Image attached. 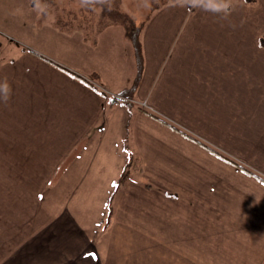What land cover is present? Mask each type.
Masks as SVG:
<instances>
[{"label": "crops", "instance_id": "1", "mask_svg": "<svg viewBox=\"0 0 264 264\" xmlns=\"http://www.w3.org/2000/svg\"><path fill=\"white\" fill-rule=\"evenodd\" d=\"M97 5L40 12L50 46L0 56V170L40 177L30 201L63 226L48 233L41 217L35 246L72 240L64 264L105 263L104 237L82 224L131 223L136 208L153 264H264V0H230L227 14L174 0L137 15L134 41ZM167 156L181 182L156 194L149 175Z\"/></svg>", "mask_w": 264, "mask_h": 264}, {"label": "rangeland", "instance_id": "2", "mask_svg": "<svg viewBox=\"0 0 264 264\" xmlns=\"http://www.w3.org/2000/svg\"><path fill=\"white\" fill-rule=\"evenodd\" d=\"M246 2H252L254 0H244ZM81 0H55V5L50 8V13L47 19H55V15L62 14L64 8H74L78 5ZM170 0H120L119 7L124 11H132L134 14H144L143 18H149L147 16L149 13L152 14L155 7H162ZM27 3V2H26ZM105 2L104 4H107ZM15 4L13 0H0V56L7 54V50L12 51L14 47L19 46L20 43L25 46H29L31 49L35 50L38 48H48L50 46L46 41L42 43L40 35V25L35 23V18L40 19V12L46 10L44 3L37 1L33 6L26 4V10L24 13H16L14 11ZM64 7V8H63ZM55 8V10H54ZM59 8V9H58ZM109 8V6H108ZM148 13V14H147ZM137 15L134 17V22L132 25L127 23L124 25V30L129 40H135V27L141 24L136 22L135 19L139 18ZM132 17V18H133ZM142 18V17H141ZM21 22L18 25L17 21ZM31 19V23L29 21ZM49 19V20H50ZM41 21V20H40ZM119 22V21H117ZM44 25V22H43ZM131 26L134 28L131 31ZM48 33H54L52 30L46 31ZM134 37V38H133ZM44 47H41L40 44ZM40 46V47H39ZM141 105L146 106L144 102ZM149 111L152 112L153 108L149 107ZM186 145V144H185ZM176 149L177 145H170ZM189 146V145H187ZM183 149L186 146H182ZM165 155H163L164 157ZM168 157V158H167ZM165 159L159 161L158 171H155V175L151 174L149 176H160L161 185L157 187H152V191H158L156 194H164L168 191V186H165L164 181L170 179L172 176L173 180L181 182L180 178L175 173L177 168L183 165L179 161L177 156H167ZM36 179L32 183V179ZM140 180L146 181L144 175L139 176ZM29 182V183H28ZM40 177H17V176H7L2 174L0 170V264H64L66 256L63 254L72 253L71 249L73 245L72 240L67 241L68 245H65L67 249L60 246L61 241L49 236V241H47V247L42 245L35 246L38 243V236L40 237L38 227L40 224V218L43 217L45 223H43L45 230L52 232V228L55 227L56 233L60 230L62 225L53 224L52 226L47 224L45 221V214L38 207H33V202L30 201L36 193H32L36 188V184L40 183ZM42 185V184H41ZM165 186V187H164ZM30 191V192H29ZM60 198V195H58ZM145 202L147 200L145 199ZM70 211L74 209L69 208ZM136 208H130L132 213L135 215ZM130 218L123 224H102V225H92V224H82L85 231H88L91 235V231L94 229L97 231L98 235L104 238L100 241L95 242L97 250L100 251L102 259L105 263L101 264H153V256L151 254H146L149 250H152V245L145 247L140 244L137 238V223H135V217ZM37 216V219L34 217ZM125 220V218H124ZM129 220V218H128ZM58 227V228H57ZM40 228V227H39ZM37 235H36V234ZM107 233V234H106ZM93 235V234H92ZM45 236V235H44ZM74 241V240H73ZM162 243H168L167 238L161 240ZM80 241L76 239V246ZM93 243V242H92ZM83 244V241L80 245ZM150 244L152 242L150 241ZM150 249H148V248ZM160 248V247H159ZM163 248V247H162ZM162 252V250H160ZM101 259V260H102ZM163 260L161 264H167L165 262V257H161ZM160 264V263H159ZM184 264H189L185 262Z\"/></svg>", "mask_w": 264, "mask_h": 264}, {"label": "clouds", "instance_id": "3", "mask_svg": "<svg viewBox=\"0 0 264 264\" xmlns=\"http://www.w3.org/2000/svg\"><path fill=\"white\" fill-rule=\"evenodd\" d=\"M96 0H82L84 4H94ZM190 7H200L201 10L216 14H227L230 9V0H186ZM10 96V89L5 85L2 90V99L7 101Z\"/></svg>", "mask_w": 264, "mask_h": 264}, {"label": "trees", "instance_id": "4", "mask_svg": "<svg viewBox=\"0 0 264 264\" xmlns=\"http://www.w3.org/2000/svg\"><path fill=\"white\" fill-rule=\"evenodd\" d=\"M42 2L45 4L46 9H52L53 6L55 5L54 1L55 0H31V2ZM170 1H174V0H170ZM105 2H108L107 4H104ZM96 4H99L97 6H101V8H112V18L114 21H119L121 23H123L125 26L127 23H130V25L133 24L132 18L130 17V15H127L123 12L118 11V7L116 4H118L117 0H96L95 2ZM153 4V7L156 8V6ZM158 8V6H157ZM55 9V8H54ZM133 27L131 26V31H133L132 29Z\"/></svg>", "mask_w": 264, "mask_h": 264}]
</instances>
